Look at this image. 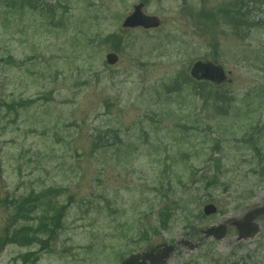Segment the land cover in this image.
<instances>
[{
    "label": "rangeland",
    "instance_id": "374dc122",
    "mask_svg": "<svg viewBox=\"0 0 264 264\" xmlns=\"http://www.w3.org/2000/svg\"><path fill=\"white\" fill-rule=\"evenodd\" d=\"M6 2L0 264H119L148 250L154 264H264V2ZM138 4L157 29L121 28ZM196 62H216L225 82L195 83ZM255 123L262 132L239 144ZM46 193L65 206L57 234L8 241L42 222ZM38 194L12 223L15 203ZM256 211L258 233L238 241L230 223ZM221 224V240L204 237Z\"/></svg>",
    "mask_w": 264,
    "mask_h": 264
},
{
    "label": "water",
    "instance_id": "95a60500",
    "mask_svg": "<svg viewBox=\"0 0 264 264\" xmlns=\"http://www.w3.org/2000/svg\"><path fill=\"white\" fill-rule=\"evenodd\" d=\"M143 5L139 4L133 7V12L127 16L123 23L122 28L134 29L142 28L144 30L155 29L159 27V21L156 17L146 16L142 13ZM106 62L109 65H114L117 62V57L114 54L106 55ZM192 78L196 80H206L214 84H220L224 80L223 70L214 63H195L190 71ZM206 216L213 215L216 208L212 205L204 207L203 210ZM256 227H248L242 232L244 238L253 236L256 233ZM225 233V226L212 227L205 231L206 237H213L218 240L223 237ZM150 259L149 254L131 255L125 259L121 264H147L146 261Z\"/></svg>",
    "mask_w": 264,
    "mask_h": 264
},
{
    "label": "trees",
    "instance_id": "16d2710c",
    "mask_svg": "<svg viewBox=\"0 0 264 264\" xmlns=\"http://www.w3.org/2000/svg\"><path fill=\"white\" fill-rule=\"evenodd\" d=\"M7 8L10 7V5H15L17 1L20 2V8L24 9V3L29 2L31 3V9L30 11H38L39 3L41 0H5ZM264 2V0H262ZM0 4H2V0H0ZM44 8H40V12H43ZM54 11V10H53ZM239 17V15H238ZM53 20V17L50 18V21ZM108 39H112L116 41L113 37H107ZM8 109H11L12 106H7ZM47 194V197L44 199V202L39 203V198L44 197L43 194H38L36 197L33 198V200H28L26 202L21 201L18 203H15V212L12 216V223L18 219L20 220H28V217L30 213L33 211V208L28 209L27 205L34 204L35 202H38L39 205L42 207L41 210V219L42 222L34 229L28 225H24L20 227L18 230L14 231L12 238L8 239V241H13L19 239L22 243H29L34 242L36 243V239L38 238V233L40 236H45L46 239H42L40 241V244L44 245L47 241L50 239H53V236L57 234V231L59 230L60 222L62 219V216L65 212V206H56L54 203H51L48 199L49 194ZM33 206V205H31ZM45 207V208H44ZM53 213V214H51ZM169 217V213L166 212L163 216H161V225H165L167 223ZM1 246V243H0Z\"/></svg>",
    "mask_w": 264,
    "mask_h": 264
}]
</instances>
